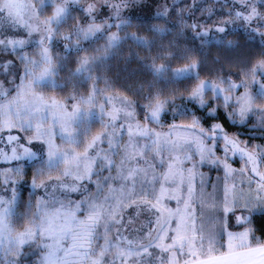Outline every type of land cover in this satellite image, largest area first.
Masks as SVG:
<instances>
[{
    "label": "snow or ice",
    "instance_id": "obj_1",
    "mask_svg": "<svg viewBox=\"0 0 264 264\" xmlns=\"http://www.w3.org/2000/svg\"><path fill=\"white\" fill-rule=\"evenodd\" d=\"M142 2L143 0H119L118 3H113L112 0H99L101 7L109 8L108 20L112 21L108 23L105 20L100 26L95 23L100 8L95 4L84 6L80 0H60L58 4L56 0H36L39 8L31 2L0 0V53L9 55L20 53L18 61L0 60V75L13 76L17 63L23 64L20 83L17 85L12 81L14 85L12 90L16 91L17 95L7 103L0 102V131L6 128L34 130L35 141L44 146L43 150L37 151L22 148L21 155H17L16 149L13 148L10 149L11 157L0 153L6 162H19L24 159L35 162L33 165L35 175L29 183L33 189L42 192L39 198L30 193L26 211L17 213L18 193L11 185L24 183L23 180L13 179L14 176H23V166L16 163L7 173L0 171V181L9 185L7 190L11 193L8 199L0 197V264H24L26 246L41 250L43 255L38 264H180V258L183 257H186L183 264H264V239H257L253 220L257 213L264 215V173L257 170L254 152L241 147V142L236 137L229 136L219 124L204 129L200 126L201 118L196 117L195 113H182L194 117L190 125L173 126V129L181 127L185 132L193 133L192 138L174 140L171 135L163 136L144 125L123 122L136 119L134 111L126 110L133 107L126 98H121L123 109L113 108L112 111H106L104 105L88 107L96 105L94 94L101 91L99 88L93 87V94L87 97L81 95L78 98L76 95L80 83L93 79L95 66L103 63L110 50L118 47L122 40L131 38L138 44L150 47L146 37L135 33H127L126 37H121L118 33L107 35L112 27L124 30L130 26V20L123 18L122 12L130 5ZM221 3L225 6L229 3L233 5L232 9L227 11V15L234 18L233 21L222 23L241 21L242 27L250 33V39L256 36L264 39V31H261L264 29V12L259 10L264 8V0H221ZM49 5H55V11L52 16L41 21L39 14H42ZM178 7L173 4L172 10L176 11ZM76 10L83 12L92 23L86 28L79 23L74 24L71 33L60 36L61 26L69 20L77 19L73 14ZM194 10L195 5L188 10V15L191 16ZM205 11L209 15L214 12L212 9ZM167 12L168 9L165 8L163 11H157L156 16L166 17ZM179 15L182 21L184 13L180 12ZM52 25H55V28ZM197 27L195 24L191 26L193 34L201 41V46L210 32L226 33L225 27L199 32L196 31ZM152 28L156 31H165L155 25L151 26L150 30ZM20 32L27 38H18ZM8 33L13 35L10 37ZM34 34H37L35 43L39 48V60L32 59L23 51L33 44ZM97 34H100V37L107 36L102 55L81 58L78 61L79 67L74 70L67 69L66 57H59V65L54 63L50 54L54 41L58 39L71 41L75 36L78 39L66 44L65 50L69 53L73 50L83 51L80 40L97 38ZM222 39L227 45L236 44L235 41H228L226 37ZM163 47L161 46V51L152 58V63L142 62L148 71L166 83H174L190 74L199 79L197 61L193 60L184 68L172 69L169 66L170 55L181 59L188 57L180 52L168 54L163 51ZM156 59L169 60V64L156 65ZM257 67L264 69V60ZM61 70L69 71V75L63 81L57 79ZM255 71L256 69H252L251 75L252 83L258 86L256 95L247 90L239 97L224 95L225 91L230 92L237 87L247 89L248 81H241V84L237 85L228 80V88L225 90L212 80H202L191 90L189 96H180L179 99L198 104L200 109L205 111V119H216L217 109L211 107L204 99L206 91L213 92L214 100L222 98L225 108L229 101L239 106L238 110L226 112V117L233 123L243 124L250 113H264V107L257 103L258 100H264V84L255 79ZM165 73H171V78L165 77ZM261 75H264V72ZM151 86L155 87V83ZM39 87L61 90L71 88L73 91L69 99L74 101L78 99V103L66 106L54 98H46L34 90ZM4 97L5 90L0 84V100ZM165 103L175 104V99L156 103L154 107L152 104L142 106L145 110V119L159 124L161 114L168 111L164 107ZM69 107L71 111L68 110ZM120 112L123 113V121L117 124ZM105 116L108 118L105 131L92 136L91 121L94 118L103 124ZM49 120L51 123H48ZM117 127L129 136L127 145H121L122 137L117 136L115 132ZM56 137H59L66 147L57 145L54 142ZM134 140L136 143H133ZM141 140L148 143L140 145ZM18 141L19 137H8L10 144L13 142L18 144ZM218 142H222L221 151L224 152V159L214 155L213 148L218 146ZM27 143L32 144L33 141L28 140ZM105 144L106 149L102 147ZM208 144L211 146H206ZM79 147H83L84 150L78 151ZM121 147L124 154L117 163L113 156L120 155ZM193 147L194 154L199 157L197 165L213 168L222 165L225 180L232 178L235 171L226 161L237 154L245 159L246 164H251L250 168L241 170L240 174L250 171L259 178L248 181L257 184L255 196L250 195L243 201L240 197H233V203L241 212L246 213L237 217V226L252 227H246L242 232H230L227 231L222 219L219 236L223 242L217 240L216 234L211 230L206 234L204 225L197 223L198 217L193 204L198 197L193 184L198 179L201 187L199 196L202 197L206 178L203 173L194 171L197 165L193 168L184 167L185 163H192V156L186 149ZM141 148L146 149L147 153H152V160L146 158L147 153ZM165 150L169 153L167 160L162 156ZM172 153H182L183 159L178 155H171ZM157 159L160 167L167 165V171L162 173L155 171L157 165L152 161ZM260 160L264 161V151L260 155ZM57 171L60 175L53 176L52 173ZM105 172L108 174L104 175ZM43 176H47L48 179L38 183ZM156 184H159V191L155 188ZM209 186H212L210 182ZM146 188L151 189L148 194L152 199L146 197ZM235 190V184L231 187L226 184L225 199L227 200L229 193ZM181 191L185 193L182 196L179 195ZM74 195L78 198L73 199ZM243 195L241 192L240 196ZM153 200L156 201L155 204ZM164 200H173L178 207L175 210L160 207ZM224 211L235 214L237 207H226ZM142 212H150L152 218L147 225L141 224L136 228L133 225L138 222ZM14 217L19 220L29 218V224L23 232H15ZM173 223L175 227H172ZM152 225L157 227H151ZM126 231L130 232L133 238L126 236ZM168 232H171L170 236ZM137 233L143 235L138 236ZM165 239L171 240V243H162Z\"/></svg>",
    "mask_w": 264,
    "mask_h": 264
},
{
    "label": "rangeland",
    "instance_id": "obj_2",
    "mask_svg": "<svg viewBox=\"0 0 264 264\" xmlns=\"http://www.w3.org/2000/svg\"><path fill=\"white\" fill-rule=\"evenodd\" d=\"M182 1H186V0H144L145 5L142 6H138L139 10L136 11V14L138 15H156L157 11H163L165 8L168 9L167 15L170 14L171 10H172V6L173 4H178ZM187 1H194L192 4V7L190 9H192L195 5V8L197 7V5L199 4L200 6L203 4H207L209 7L208 9H212L214 11L219 10L222 12H227L228 10L232 9L233 5L231 3L227 4L226 6L221 3V0H187ZM21 2L27 3V2H31L33 4H35V6L37 8L40 7V5L38 3H36V0H21ZM60 2V0H56V3L58 4ZM113 3H118L119 0H112ZM80 3L83 4L84 6H87L89 4H95L97 7L100 8V13L97 16H101L102 18L98 21H95V23L97 25L102 26L104 21L107 20L108 23H112L111 20H108V16L110 13L109 8L107 7H101L99 0H80ZM206 7V6H205ZM207 8V7H206ZM102 9V10H101ZM189 10V9H188ZM55 11V5H49L46 6L44 9V12L42 14H39V19L41 21L45 20L47 17H50L53 15ZM187 11V10H186ZM179 13L180 12H185L184 7L183 6H179ZM77 19L75 21L73 20H69L67 23L63 24L60 28V32L59 35L60 36H64L67 35L69 33H71L73 31L72 25L79 23L81 26L83 27H87L90 23H92L91 20L87 19L83 12L76 10L73 13ZM134 14V12L130 9H125L122 12V16L125 19H129L126 18L125 15H132ZM233 17L226 15V17L223 20L217 21V23L215 25H205L201 27V29H197L196 31H208L210 29H214L217 27H225L226 29H243V30H247L246 28L242 27V23L241 21H236L234 23L231 24H224L222 23L223 21H233ZM130 20V19H129ZM131 22V21H130ZM116 23L118 24L119 21H116ZM53 28H55V25H52ZM253 27H255V25H253ZM261 31H264V29H261ZM114 33H118L121 37H126L127 33H134L132 31L129 30H120L117 27H112L110 30H108L107 35H112ZM8 35L11 37L13 34L12 33H8ZM36 35L34 34L33 36V44L28 46L26 49H24L23 51L25 52L26 55L30 56L32 59L34 60H39V48L37 46V44L35 43V39H36ZM219 35H221V33H217V32H210L209 37L207 39H213V38H217ZM143 37V36H141ZM259 37V36H258ZM18 38H27L24 36L23 32L19 33V37ZM78 38L73 36L71 41L68 40H62V39H58L56 41H54L52 43V46L50 48V54L53 58L54 63H56L57 65L60 64V60L59 57H66L67 55V51L65 50V45L75 42ZM206 39V40H207ZM93 40V42H92ZM261 40L264 42V39L261 38ZM106 41H107V36H103L100 37V34H97V38H93L90 40H80V44L83 48V51H75L73 50L71 53V57L75 58L77 60V67H79V63L78 61L81 58L84 57H92V56H98V55H102L103 54V49L106 45ZM101 50V51H97V50ZM87 51V53H85ZM111 52V50H110ZM110 52L108 53V55L110 54ZM19 52H17L13 57H8V56H4V57H0V60H13V61H18V57H19ZM264 60V58H262L261 60H259L255 65L252 66L251 69L244 71V73H242L241 78L240 79H233L231 80L232 82H234L237 85L241 84V81H248V88L245 89L244 87H237L235 89H233L232 91L228 92L225 91L224 95H228V96H232V97H239L242 96L245 91L247 90L248 92L252 93L253 95H256L258 92V86L254 83H252V79L253 76L251 75V70L252 69H256L255 71V79L259 80L260 83L264 84V75H261L262 72H264V69L258 68L257 65ZM193 61V60H192ZM192 61L188 62L187 64H183L180 66H175L172 67V69H180V68H184L186 67L189 63H191ZM67 64V62H66ZM101 63H98L95 66L94 70H98L97 75L96 73L93 71V79L91 81H83L80 83L79 85V89L76 92L77 97L79 98V96L83 95L85 97L92 95L93 94V87L99 88L101 91L100 92H96L95 95V100H96V105L95 106H88V107H96L98 105H104L106 111H112L113 108L116 109H123L124 105L121 103V98H126L127 101L131 102L133 107L130 109H126L128 111H134L135 113V117L136 119L133 120H127V121H123V113L120 112L118 113V116L120 117V119H118L116 121L117 124H120L122 121L125 123H129V124H140V125H144L149 129L154 130L157 133L162 134L163 136H168L171 135V138L174 140H182L183 138L187 137L189 139L192 138V136L194 135L193 133H189V132H185L181 127H176L175 129H173V126H184V125H190L194 119V117L192 115H186V116H181L182 113L186 112V113H195L196 117H200L199 115L196 114V111H194L193 108H191L189 110V108H186L184 106V103H188L190 104L191 102L187 101V100H181L178 97L175 98L174 96H171V94L173 93H169L168 96L164 97V95H156L155 98L148 102H142L141 100L139 101L136 98H132L131 96H129L127 93L123 92L121 89L112 86L113 82L112 81H108L106 80L105 76H104V72L103 70L100 71V65ZM156 65H161L160 63H156ZM22 68H23V64L17 63V68L15 71V74L13 76H4V75H0V84H2L3 89L5 90V97L3 100H0V102L3 103H7L9 100H11L13 97H15L17 95L16 91H13V83L12 81H15V84H19L20 80L19 77L23 75L22 72ZM99 68V69H98ZM68 69V67H67ZM198 73V71H197ZM167 74V73H166ZM171 74V73H170ZM69 75V71L67 70H61L58 74L57 79L59 81H63L64 78H66ZM195 76L194 74H190ZM190 75H186V76H190ZM172 76V74H171ZM185 76V77H186ZM202 80H212L215 84H218L220 86V88L222 89H227L228 88V83L227 81L229 79L227 78H211V77H199V79H196V82L193 85H188L187 88L185 89L184 93V97H187L191 94V90H193L200 81ZM48 87H39V88H35L34 90L37 93H40L42 95H44L46 98L51 97L54 98L57 102L65 104L66 106H70L74 103H78V99L76 101L69 99V95L72 93V89H66V90H61L59 88H53V89H48ZM52 88V87H51ZM43 89V90H40ZM21 91L23 92L24 90L21 89ZM105 97H110V100H106ZM175 99V104H168L165 103L164 107L168 110L165 113L161 114L160 117V121L159 124L157 123H153L151 121H148L145 119V110L144 107L142 106H147L149 104H152L153 107L156 105V103H163L169 99ZM215 93L210 92V91H206L205 95H204V99L206 101H208L209 103H212L213 101V108H215L216 106H221L227 113H231L234 110H238V105L233 104L231 101H229V104L227 106V108L224 107V101L222 98L220 99H215ZM51 102V101H49ZM257 103L264 107V100H258ZM198 105V104H197ZM199 106V105H198ZM69 111H71V107L68 108ZM185 115V114H184ZM238 120V118H236ZM48 123H51V120L48 121ZM108 123V118L107 116H105L104 118V123L101 124L98 120L94 119L91 121V129H92V136H95L99 133H102L105 131V125H107ZM246 124V129L244 128H240L239 132H229L227 130V128L225 126H223V124L220 121H213V124H219L221 125L224 130L229 134V136H234L236 137L240 142H241V147L246 148V150L252 151L256 154V159H257V166L259 167V171L264 173V161L260 160V155L262 153V151H264V113L261 112H253L250 113L245 122L243 124ZM237 124H241L239 122H237ZM201 127H203L204 129H209L210 127H206L204 125V123L201 122ZM257 128V130H256ZM97 129V130H95ZM170 129H172V132L170 133ZM95 130V131H94ZM109 131H113L112 129H109ZM116 135L117 136H121V145H127L129 143V136L126 133H122L121 130L119 129V127H117L115 129ZM35 131L34 130H27L24 131L20 128H14V129H4L3 131H0V153H5L8 157H11L12 152L10 149H16V154L17 155H21V149L22 148H31L33 151H37V150H43V145L37 141H35ZM245 135V136H243ZM12 136V137H19V141L18 144L13 142V143H9L8 142V137ZM89 139H91V137H89ZM28 140H32L33 143L32 144H28L27 141ZM54 142L61 146V147H66V145L63 144V142L59 139V137H56ZM115 143V141H114ZM133 143H136V141L134 140ZM148 143L145 140H141L139 141L140 145L146 144ZM206 146H211L210 144L206 145ZM102 147H104L105 149L107 148V145H102ZM221 147H222V142H218V146L213 148V152L214 155L216 157H219L221 159H224V152L221 151ZM83 147H79L78 151H83ZM141 150L145 151L147 153L146 149H142ZM186 151L188 152L189 155L192 156V163H185L184 167L187 168H193L194 165H197V161L199 159L198 156H196L194 154V147L193 148H187ZM124 152H123V147H121V152L120 155H116L113 156V159L116 160L117 163H119L120 159L122 158ZM171 155L173 156H180L181 159H183V154L182 153H172ZM162 156L164 157L165 160L168 159L169 153L167 150H165L162 153ZM146 158L149 160H152V153H147ZM237 160L242 162L240 164V171L243 169H246L247 167H249V164H246V161L243 157H241L239 154H237L234 157H231L229 159H227L226 163L228 165H230V167L232 169H234L230 163H232V161ZM154 164L157 165L155 171L157 173H162L167 171V165H165L163 168L159 166V159L157 160H153L152 161ZM16 163H20L23 166V176H14L13 179L15 180H23L24 183L23 184H12L11 187H14L18 193V201L20 199V197H24V206L25 208H20L18 209V207L16 208L17 213H23L26 211L27 208V201L29 199V195L30 193H34L36 198H39L40 195H42V192H40L39 190L33 189L31 187V184L29 183L35 175V168H34V163L35 162H31L28 161L27 159H24L22 161H10V162H6L4 156L0 155V171H3L5 173L8 172L9 169L13 168L15 166ZM251 165V164H250ZM141 166H144L143 164H141ZM235 170V169H234ZM195 172L198 173H203L205 178H206V183L203 186V193L204 195L202 197L199 196V193L201 192V187L198 183V179L196 181H194L193 187L195 188L196 192H197V199L195 201V203L193 204V207L195 209V214L198 217L197 223L198 224H203L205 227V233L207 234V232L209 230H211L212 232H214L216 234V239L217 240H221V237L219 236V231H220V223L221 220L223 219V222L225 224V227L227 229V231L229 230L228 226H227V212H225V205H226V199H225V192H224V186L227 184L229 187H231L233 184L236 185V190H235V197H240V199L243 201L245 200L248 196H255L256 195V188H257V184L256 183H248L249 180H258V177H255L253 173H250V171H245L243 175H241L237 170H235L232 174V178L225 180L224 176V168L221 165L218 168H213V167H209L207 165H197L194 168ZM108 173L105 172L104 175H107ZM115 174V173H113ZM53 176H57L60 175V173L57 172H53L52 173ZM48 179L47 176H43L40 177V179L37 181L38 183L40 181H46ZM95 179V177L93 178ZM243 181V183H241ZM209 182L212 186H209ZM9 187L8 184L3 183L2 181H0V197H3L5 199H8L11 195V193L7 190ZM167 187V185L165 186ZM155 188L157 191H159V184L155 185ZM151 192L150 188H146V197L148 199H152L151 195H149L148 193ZM243 192L244 195L240 196V193ZM185 193L183 191H181L179 193V195H184ZM73 199H77V196H73ZM230 197L228 195L227 200H229ZM18 201H17V206H18ZM153 203L155 204L156 201L153 200ZM162 208L165 209H170V210H175L178 205L175 201L173 200H164L162 202L161 205H159ZM179 207H183V205H179ZM35 210V209H33ZM131 211V210H129ZM243 215H239L237 217H241ZM236 217V219H237ZM152 218V214L149 213H144L142 212L138 222L136 224H134L133 226L136 228H139V226L141 224H143L145 222V225H147V222H149V219ZM235 219V222H236ZM14 222H13V227L16 233L19 232H23L25 227L28 226L29 224V218L25 217L23 220H19V219H15V217L13 218ZM152 227H157L156 225H153ZM172 227H175V223L172 224ZM126 236H129V238H133L132 234L130 232H125ZM136 235H143V233H137ZM168 235H171V232H168ZM226 239V237L224 238ZM221 242H223L221 240ZM102 243V242H101ZM153 243H156V241H153ZM162 243L164 244H170L171 240L169 239H165L162 241ZM27 247V246H26ZM217 247H219V244H217ZM25 249V248H24ZM37 252L38 255L35 256L34 258L30 259L29 257L25 256L24 258V264H38L41 255H43V253L41 252V250L39 248H37ZM150 251H152L150 249ZM179 257V254H178ZM184 259H186V257L180 258V264H183Z\"/></svg>",
    "mask_w": 264,
    "mask_h": 264
},
{
    "label": "trees",
    "instance_id": "obj_3",
    "mask_svg": "<svg viewBox=\"0 0 264 264\" xmlns=\"http://www.w3.org/2000/svg\"><path fill=\"white\" fill-rule=\"evenodd\" d=\"M193 2L186 0L175 4L184 7L185 12L182 21L178 12L179 7L176 11L171 10L170 14L166 17H157L156 15L136 14V11L139 10L138 6L145 5L144 0L138 5H130L128 9L132 10L134 14L130 16L125 15L126 18L130 19L131 23L124 30H129L138 36L146 37L149 40L150 47L138 44L131 38L122 40L118 47L112 49L104 62L100 64V68H102L100 71L103 70L106 80L112 81V86L121 89L132 98L148 103L156 95H164L166 97L169 93H173L171 96L175 98L184 96V91L187 86L193 85L196 82L195 76L190 75L178 79L174 83H166L165 81L157 79L144 67V63L142 62L152 63V58H155L157 52L161 51V46H164L163 51L168 54L180 52L188 57L181 59L170 55L169 66L171 68L187 64L192 60L197 61V71L200 78L211 77L216 79L223 77L229 80L240 79L244 71L251 69L253 65L264 58V42L258 36L250 39L248 30L243 29H226V33L219 35L217 38L207 39L203 46H201V41L193 34L191 26L193 24L197 25V30L201 29L202 26L205 27V25H215L217 21L223 20L226 17L227 12L216 10L212 15H209L205 11L209 6L207 4L201 6L198 4L195 8L196 10L192 11L191 16H189L188 9L192 7ZM259 10L264 12V8H259ZM101 18L99 15L95 21ZM153 25L165 29V31H156L154 28L150 30ZM222 37H226L228 41H235L236 44L234 46L227 45ZM185 50H187L186 53ZM71 53H67L66 62L68 69L74 70L77 66V60L71 57ZM4 56L13 57L14 55L0 53V57ZM155 63L169 64V60L156 59ZM94 72L97 75L98 70H94ZM165 77L171 78V74L165 73ZM153 83H155V87L151 86ZM48 89L53 88L48 87ZM210 104L211 107L214 106L213 102ZM184 106L189 108V110L193 108L206 127H210L213 121H220L229 132H239L240 128L246 129L247 123H233L232 120L226 117V111L221 106L215 107L217 109L216 119H205V111L201 110L194 102L190 104L184 103ZM181 116L186 115L182 114ZM241 163L237 160L232 161V164L238 166ZM250 167L251 165L249 164L247 168ZM257 170L259 171L258 166ZM25 206L24 197H20L17 206L18 209L21 207L25 208ZM239 215H246V213L241 212L237 208L235 214L231 212L228 214L227 225L230 229L252 227V225L237 226L235 219ZM253 220L257 239H264V215L257 213L253 217ZM24 251L30 259L38 255L36 247H25Z\"/></svg>",
    "mask_w": 264,
    "mask_h": 264
},
{
    "label": "crops",
    "instance_id": "obj_4",
    "mask_svg": "<svg viewBox=\"0 0 264 264\" xmlns=\"http://www.w3.org/2000/svg\"><path fill=\"white\" fill-rule=\"evenodd\" d=\"M231 164V166L235 169V170H237L239 173L241 172L240 171V167L238 166V165H234V164H232V163H230ZM229 197H230V199L229 200H226V205H225V207H228V208H232V207H237L238 208V206L237 205H235L234 203H233V197H235V193L233 192V193H229ZM230 212H227V215L229 214ZM144 225H145V222L143 223ZM147 224H148V222H147ZM228 226V225H227ZM229 228V227H228ZM245 230V228H243V229H230L229 228V230L228 231H230V232H242V231H244ZM221 250H223V249H221ZM201 258H203V257H201Z\"/></svg>",
    "mask_w": 264,
    "mask_h": 264
}]
</instances>
